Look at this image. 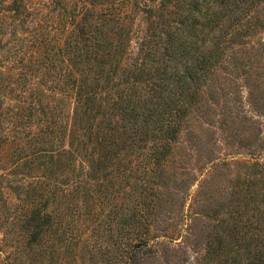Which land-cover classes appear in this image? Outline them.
Listing matches in <instances>:
<instances>
[{
  "label": "rangeland",
  "instance_id": "obj_1",
  "mask_svg": "<svg viewBox=\"0 0 264 264\" xmlns=\"http://www.w3.org/2000/svg\"><path fill=\"white\" fill-rule=\"evenodd\" d=\"M65 1L0 0V264H264V0H231L233 12L217 14L223 19L214 18L219 0L202 3L205 13L194 14L193 23L203 37L183 62L200 59L208 49L217 52L198 88L178 106L176 132L150 133L132 149L126 143L123 157L107 159L104 166L92 165L77 149L87 124L83 128L73 119L78 108L74 88L57 92L48 87H55L52 82L68 69L80 77L108 76L115 94L122 95L131 86L132 66L153 52L147 41L160 36L156 58L166 35L184 33L179 16L171 14L173 3L163 15H148L135 0H69L66 9L76 15L72 20L62 10ZM110 7L130 19L121 33L112 29L109 60L100 64L102 58L86 56L87 44L83 48L76 39L85 14ZM212 18L217 27L210 29ZM104 29L107 33L111 25ZM97 33L93 45L100 40ZM57 34L71 50L70 60L63 61L62 70L40 71L36 61L50 64V55L39 51L45 48L38 38ZM179 62L181 72L172 74V68L167 76L169 90L176 93L174 81L184 70ZM154 67L146 69L152 81ZM157 69L161 73V66ZM148 83L143 81L139 90L143 96ZM37 91L64 117L58 152H49L51 137L39 144L51 119L34 113L40 104ZM108 93L112 90L98 99L103 103L98 122L118 103L116 97L108 101L113 95L105 97ZM40 148L55 158V183L42 166L48 158H35ZM74 150V156L64 155ZM57 153L61 163L55 161ZM67 162L73 164L72 174ZM74 184L86 188L88 197L85 208L71 215L67 190ZM136 220L143 224L138 228L142 236L131 234Z\"/></svg>",
  "mask_w": 264,
  "mask_h": 264
},
{
  "label": "trees",
  "instance_id": "obj_2",
  "mask_svg": "<svg viewBox=\"0 0 264 264\" xmlns=\"http://www.w3.org/2000/svg\"><path fill=\"white\" fill-rule=\"evenodd\" d=\"M78 1H84L85 3L88 1L91 2L92 0ZM204 1L205 0L134 1V5L141 8L142 11L148 15L157 11H161L163 15V10H166V8L173 3L174 5L172 8H174V11L171 12V14L179 16V31L184 33V35L177 32L166 35L163 39V52H161V54H159L156 58L154 57L156 55V53H154V49L160 44V36H158L157 39L147 41L149 49L153 52L151 55H147L145 62L142 61L141 63L132 66L135 71L133 73V77L130 78L131 82L129 84L131 86L127 89V92L122 93V95L115 94L113 89L115 86L113 83L110 86L111 78L108 79V76L99 77V74L90 75L91 73H86L83 74L84 77H80L79 75H75L73 73L75 71H68V69H66L67 73H61L59 81L52 82L55 87H48V89L57 90V92H59L62 90L63 86H71L76 91L78 108L73 113V119L82 125L84 123L83 128L87 124L86 130L84 129L80 140H78L82 149L79 144L77 149L82 150L81 154L89 158L88 162L92 165L97 163L99 166H104V164L108 162L107 159L111 162L120 159L123 157L125 152L124 150L127 148L126 143L128 147L132 149L135 141H145L144 138L148 137L150 133H158L160 136H166L170 133L173 134L176 132V130L172 128V125L175 123L174 117L177 118L176 113L178 111V106L184 105L185 100L187 96H189V92H191L193 87L194 89L198 88L197 84L200 83L201 79L210 71L211 60L215 57L217 52V48L215 51L208 49L200 59L191 62L189 60L183 62L187 51L203 37H200V34H198L199 32L194 26L195 23H193V21L196 22L194 14L201 15V13H205V11L202 12L201 9ZM186 2H188L187 7L186 9H183ZM68 5L69 0L62 3V10L65 14L71 15L72 20H74L76 19V15L73 11H67L66 8ZM217 6L220 7V10L219 13L214 15V18L223 19V17L217 16V14H223V16H226L225 12L229 11L228 9L231 10L233 6H236V2H231V0H219V5ZM231 12L233 11L231 10ZM85 15H87V17L83 18L82 26L80 28L82 29V35L76 39V42L78 44H82L84 42L83 48L85 44H87L86 56L94 53L102 58L98 61L100 64H107L109 59H106L105 57L110 55L108 48L111 46V41L109 43L108 40L111 38L112 29L117 27L121 33V29H125L126 27V25H124L126 20L130 19V17H127L124 13L120 12L117 7L107 8L104 12L98 15H94V13ZM214 18L209 20L210 29L217 27V21H215ZM228 21H230V19ZM93 22H95V24H93ZM105 25H111V29L107 33L104 29ZM84 28H94L96 30H85ZM96 32H98L97 37H100V40L97 44L93 45L90 41L97 39L94 38V33ZM79 39L82 41H79ZM104 39L107 40L105 41ZM38 41L40 46L45 48L44 51H39L42 54L44 53V55L47 53L50 55V64L45 63L43 60L36 61V64H38L39 67L38 70L53 72L62 70V67L67 64L63 61H69L71 57V50L66 49L63 45L65 40L63 41L57 34L49 40L43 35H40V39L38 38ZM45 41L51 42V44L45 45ZM61 42L63 43L60 46ZM44 59L47 60L48 58L44 56ZM56 61H58L57 64H55ZM179 61L184 63V70L182 71L183 73L181 76L179 75L177 80L174 81L177 83L178 89L180 90H177L176 93L174 89L169 90L171 83L167 76L171 75L169 70L172 68L175 69V72L172 74L178 75V72H181L180 69L178 70V66L176 65L181 63ZM116 62L117 61H115V63ZM112 63L113 60L111 61V64ZM151 66H155V71L151 75L154 81L148 77L150 73L146 71L147 67ZM157 66H161V73L157 69ZM116 68H118V66H115V69ZM101 73L105 74V70L102 69ZM155 73H158V76L155 77ZM103 80H107L108 83H105L106 81L104 82ZM143 81H149L146 85L149 86L148 91L144 96L139 91L142 90ZM104 83L106 84L105 86ZM56 86H58V89H55ZM173 87L177 89L176 85ZM108 89L112 90L113 95L112 93H108L105 97H111L112 95V98H109L108 101L112 100L113 97H116L118 103L112 109V112L109 110L107 114L103 116V118L106 119L102 118L103 121L101 122V119L100 122H98L95 117L101 115L100 107L103 105V103L98 99H100L101 94L107 92ZM37 94L40 96L38 101L40 104L39 107L34 110V113H38L40 116L46 117L47 120L49 118L51 119V121H48V129H45L46 131L39 137V144L43 145L45 139L51 137L50 141L53 145L49 152H58L55 148L63 137L64 117L62 112L58 111L55 106L49 107L47 103H44L43 100L45 95L42 91H37ZM191 96L192 94H190V97ZM54 102H56V100H54ZM113 105L115 104L113 103ZM143 112H147L148 116L144 117ZM112 118L114 119L112 120ZM119 120L123 123L122 126L119 124ZM87 132L89 135L86 134ZM124 134H126V137L122 139ZM75 151L76 150L72 152H65L64 155L67 157L74 156ZM46 153V150H42L40 148L36 151L35 158L38 162L48 158V162H45L42 166H44L46 171H48L49 177L52 176L51 179H49L51 184L55 183V181H53L55 176L53 170H57V168L54 169L53 167V159H55L54 156ZM60 157L61 155L57 153L55 161L61 163L63 159ZM64 165L67 168V173L72 174L74 168L73 164L71 162H67L64 163ZM85 189L86 188L81 187L79 184H74L67 190L68 196L71 200L68 203L71 215H75L81 210V208H85V202L87 200L86 197H88L86 195L87 190ZM142 225L143 224H141L139 220L132 223L130 230L132 232L131 234H135L136 231H138L139 234L140 230L138 228ZM139 236H142L141 233Z\"/></svg>",
  "mask_w": 264,
  "mask_h": 264
}]
</instances>
